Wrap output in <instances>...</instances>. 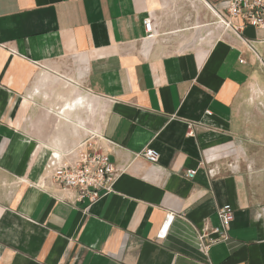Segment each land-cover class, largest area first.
<instances>
[{
	"label": "crops",
	"instance_id": "obj_1",
	"mask_svg": "<svg viewBox=\"0 0 264 264\" xmlns=\"http://www.w3.org/2000/svg\"><path fill=\"white\" fill-rule=\"evenodd\" d=\"M263 43L200 0H0V264H264V208L222 163ZM52 87L66 90L55 113L40 107ZM77 95L91 110L62 117ZM97 110L116 179L90 204L45 164L73 160ZM225 204L227 239L204 251L199 230Z\"/></svg>",
	"mask_w": 264,
	"mask_h": 264
},
{
	"label": "built area",
	"instance_id": "obj_2",
	"mask_svg": "<svg viewBox=\"0 0 264 264\" xmlns=\"http://www.w3.org/2000/svg\"><path fill=\"white\" fill-rule=\"evenodd\" d=\"M212 11L217 22L225 30H231L240 36L247 27L255 30L264 29V0H200ZM146 38L153 37V25L148 18L143 22ZM246 44L249 41L245 40ZM243 61L240 60V63ZM102 137L90 134L79 143L74 151L73 160L60 158L52 154L46 164L47 179L61 190H73L76 200H88L90 204L96 202L100 196L113 191L116 179V170L110 162L109 156L100 143ZM67 157V156H66ZM144 159L149 163H157L158 154L149 148L143 151ZM195 170H187L185 177L193 179ZM217 217L219 226L199 230L198 240L205 251L209 245L227 239V228L233 220V209L225 204L218 208Z\"/></svg>",
	"mask_w": 264,
	"mask_h": 264
},
{
	"label": "rangeland",
	"instance_id": "obj_3",
	"mask_svg": "<svg viewBox=\"0 0 264 264\" xmlns=\"http://www.w3.org/2000/svg\"><path fill=\"white\" fill-rule=\"evenodd\" d=\"M262 62H257L254 78L248 84L238 102L234 105L233 121L234 128V147L227 152L223 159V166L233 168L235 173L242 178V189L248 198L250 206L256 209L264 208V43L256 44ZM47 94L49 98L40 101V107L44 110L57 112L55 107L61 101L57 99V94L62 95L66 90L59 88H49ZM49 90V91H50ZM89 135L98 134L97 127L101 122L99 110L92 116ZM88 135V136H89ZM87 136V137H88ZM86 137V138H87ZM85 138V139H86Z\"/></svg>",
	"mask_w": 264,
	"mask_h": 264
},
{
	"label": "bare ground",
	"instance_id": "obj_4",
	"mask_svg": "<svg viewBox=\"0 0 264 264\" xmlns=\"http://www.w3.org/2000/svg\"><path fill=\"white\" fill-rule=\"evenodd\" d=\"M78 105H79V107H78ZM82 106H86L87 108H90V110H91V105L89 103H85L84 102V96L77 95L72 102H66V103L63 104L62 107H60V109H62L61 116L62 117H66L69 114V111H74L75 109H78V108H80Z\"/></svg>",
	"mask_w": 264,
	"mask_h": 264
}]
</instances>
